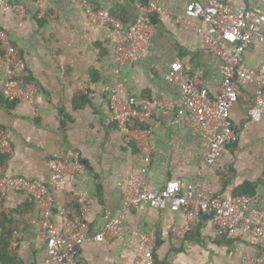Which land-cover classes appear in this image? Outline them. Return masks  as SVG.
<instances>
[{"label":"crops","instance_id":"0c3cea01","mask_svg":"<svg viewBox=\"0 0 264 264\" xmlns=\"http://www.w3.org/2000/svg\"><path fill=\"white\" fill-rule=\"evenodd\" d=\"M192 1L91 0L94 8L109 9L124 29L138 17L139 4L156 2L166 11L163 16H150L153 33L148 52L122 65L119 49L130 46L126 34L111 26H91L79 3L6 0L7 6L0 9V29L19 49L26 65L25 80L36 87L37 97L33 113L26 102H8L0 96V129L11 144V152L0 155V175L45 184L54 156L79 153L84 174L67 179L55 196L72 218L83 217L91 233L102 229L108 212L121 217L132 230L156 236L154 264H233L254 255L256 249L242 235L218 237L205 214L197 227L177 236L173 229L183 228L186 219L168 205L152 208L141 204L122 212L129 175L140 169L141 156L137 144L113 121L108 96L100 91L121 83L125 98L135 99L138 111L149 101H163L164 107L153 114L151 123L153 155L146 175L150 190L158 192L167 182L178 180L183 188L196 184L212 195L240 196L252 191L264 208V118L256 123L249 115L262 99L264 88H241L231 121L243 134L226 145L213 165L203 160L201 136L174 123L170 103L178 97L179 88L166 76L177 60L188 75L203 73L202 86L211 99L219 95L221 86L219 59L205 48L193 26L183 22L185 8ZM229 1L235 6L259 4V0ZM18 6L23 13L16 12ZM191 22L202 24L200 20ZM2 56L0 47V90L5 80ZM243 58L247 68H259L264 45L253 41ZM75 82L94 84L96 90H76ZM29 195L9 191L2 198L5 217L0 220V230L10 234L8 256L13 260L0 264H44L46 240L38 227L42 209ZM82 197L91 200L84 216L78 203ZM57 208L53 220L60 225ZM141 256L137 240L122 234L85 244L77 264H141Z\"/></svg>","mask_w":264,"mask_h":264},{"label":"built area","instance_id":"2783aa9c","mask_svg":"<svg viewBox=\"0 0 264 264\" xmlns=\"http://www.w3.org/2000/svg\"><path fill=\"white\" fill-rule=\"evenodd\" d=\"M72 1L83 7L91 26H111L126 34L130 46L119 49L118 62L122 65L133 63L148 52L153 33L150 16L166 14L156 2L139 4L138 17L124 29L121 21L112 16L109 9L94 8L91 0ZM6 6V0H0V9ZM15 10L23 13L22 6ZM193 20H200L202 24H192ZM183 22L193 26L205 48L219 59L221 86L219 95L211 99L207 89L202 86L203 73L198 71L188 75L182 70L180 60H177L166 76L167 81L174 82L179 88L178 97L170 103V107L175 111V124L186 125L201 136L203 160L213 165L226 145L237 141L243 134L242 130H236L231 121V111L238 102L241 88L246 85L264 88V60L259 68L249 69L243 58L253 41L264 45V0H259L255 6H235L229 0H193L185 8ZM0 47L5 73L0 96L8 102H26L31 111L36 113L37 89L26 82V65L20 51L1 29ZM74 85L76 90L85 93L96 90V86L91 83L75 82ZM100 91L108 96L113 121L128 140L137 144L141 156L140 169L129 175L122 212L141 204L152 208L168 205L171 211L182 214L186 219L183 228L173 229L177 236H185L197 227L201 216L205 214L218 237L236 238L242 235L249 238L256 249L254 255L233 264H264V208L260 199L248 195H212L196 184L183 188L178 180L167 182L158 192L150 190L146 175L153 155L151 123L153 114L164 107L163 101H149L138 111L135 99L125 98L121 83L105 86ZM249 115L256 123L264 118V94L259 103L250 109ZM10 152L8 137L0 129V155ZM48 166L50 178L45 184L0 175V214L4 211L2 198L9 191L29 193L30 199L38 202L42 209L38 227L46 240L44 264H77L80 250L85 244L111 240L122 234H131L137 240V247L142 253L139 263L154 264L156 236L153 233L134 231L121 217L111 216L108 212L105 213L102 229L91 233L83 217L72 218L68 209L59 205L55 193L63 188L67 179L75 180L85 172L79 153L56 155ZM78 203L84 216L91 207V200L82 197ZM56 207L60 225L53 220Z\"/></svg>","mask_w":264,"mask_h":264},{"label":"trees","instance_id":"16d2710c","mask_svg":"<svg viewBox=\"0 0 264 264\" xmlns=\"http://www.w3.org/2000/svg\"><path fill=\"white\" fill-rule=\"evenodd\" d=\"M246 194L248 196H254V193L252 191H249ZM4 217L5 216L3 215V213L0 214V220H2ZM0 224H3V222H1ZM9 236H10V234L6 233V231H4L3 228L0 230V261L3 260V261H5V263L12 262L11 260H13V259L9 258V256H8V247L10 246L8 243L9 242Z\"/></svg>","mask_w":264,"mask_h":264}]
</instances>
